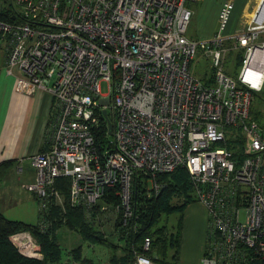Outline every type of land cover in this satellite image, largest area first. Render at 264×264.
Segmentation results:
<instances>
[{
    "label": "built area",
    "instance_id": "2783aa9c",
    "mask_svg": "<svg viewBox=\"0 0 264 264\" xmlns=\"http://www.w3.org/2000/svg\"><path fill=\"white\" fill-rule=\"evenodd\" d=\"M187 1L14 0L13 19L0 18L7 71L52 96L48 146L30 156L34 179L24 184L37 197V227L52 223L59 177L87 220L114 188L125 226L136 174L151 196L158 173L184 167L209 220L200 264L264 259V123L251 113L264 93V0L229 34L233 4L224 1L209 39L186 35ZM224 40L242 51L236 75L223 69ZM199 48L211 56L210 79L190 71ZM9 238L21 254L41 256L31 231ZM151 246L143 235L131 264H155Z\"/></svg>",
    "mask_w": 264,
    "mask_h": 264
},
{
    "label": "trees",
    "instance_id": "16d2710c",
    "mask_svg": "<svg viewBox=\"0 0 264 264\" xmlns=\"http://www.w3.org/2000/svg\"><path fill=\"white\" fill-rule=\"evenodd\" d=\"M12 13H14L13 4L7 3L6 6L0 10V18L12 20ZM101 133V132H100ZM156 179L160 181V191L151 196L145 194V186L148 183L146 175L141 173L136 174L133 179V193H134V216L128 219V223L122 226L120 212L117 219L114 221V227L117 225V237L122 244L116 239L107 237L102 229H99L92 223L97 213H102V204L107 205V209H113L118 203V196L114 188H107L104 196L93 208L91 214L92 220L88 221L84 211L79 206H72L68 199V183L69 179L66 177L57 178L55 185L62 193V199L59 203H49L46 213L48 218L54 223V227H47L42 230L37 227V223H26L22 220L12 219L6 217L0 211V264H47L46 260L51 258L59 259L60 248L57 247L56 229L59 227H67L70 230L76 231L80 237H88L93 241H106L113 245V249L120 248L119 256L111 255L113 264H131L132 249L139 247L142 236L149 234L152 239L151 249L148 254L155 259L159 264H179L178 249L180 243V228L181 216L184 206L196 198L192 193V182L188 171L184 167H178L169 172H161L157 174ZM174 194L180 201L174 199ZM102 211V212H101ZM181 212L178 226L175 232L167 233L164 231V226H155L160 215L166 219L171 213ZM105 213V212H103ZM94 214V215H93ZM135 222H137L135 224ZM132 224V225H131ZM136 228H134V225ZM113 227V229H114ZM28 228L31 229L38 240L41 242L44 250L41 259H34L22 255L14 245L9 241L8 234L18 230ZM96 228V229H94ZM115 230V229H114ZM111 233H114L111 232ZM52 235V237H50ZM51 238V239H50ZM57 242V243H56ZM120 244V245H119ZM168 247H174L175 252L172 254V259L168 257ZM76 258H79L85 264H90L89 260L83 258L81 251V243L73 247ZM45 255V256H44ZM92 264V263H91ZM249 264H264V259L255 258Z\"/></svg>",
    "mask_w": 264,
    "mask_h": 264
},
{
    "label": "crops",
    "instance_id": "0c3cea01",
    "mask_svg": "<svg viewBox=\"0 0 264 264\" xmlns=\"http://www.w3.org/2000/svg\"><path fill=\"white\" fill-rule=\"evenodd\" d=\"M224 1L226 0L187 1L185 4L191 9V15L186 35L188 30L189 34L187 36L192 39L211 38L219 29L218 13ZM229 1L232 2L233 7L224 29L225 34L231 33L239 21L247 17L255 8L256 3L259 2V0ZM5 3H9V1L1 0L0 10L7 5ZM5 57L4 47L0 44V169L5 167L1 170L2 173H5L10 167L16 166L19 172L18 176L25 177L26 181L22 183L24 187V184L32 182L34 179L35 171L31 165L30 156L32 153L44 150L48 146V123L52 110V96L46 89L36 87L26 79H20L9 73L5 64ZM31 192L34 196L33 191ZM188 203L183 209L185 214L188 210L186 209ZM200 204L205 208L202 203ZM0 211L3 210L0 209ZM103 212L97 213L95 218L97 216L101 222L107 218L108 212H110L113 218V224L111 225H114L118 213L112 208H106ZM185 214L182 212L181 217L184 218L185 227L189 228L191 233L188 243L192 242L189 250L191 259L187 264L196 259H199L200 264L201 256L205 250L209 220L203 215L198 218L193 212L187 216ZM95 218L92 223L94 226L100 227L95 223ZM89 220L91 221V219ZM183 246L184 243L182 245L180 235L179 247L182 249Z\"/></svg>",
    "mask_w": 264,
    "mask_h": 264
},
{
    "label": "rangeland",
    "instance_id": "374dc122",
    "mask_svg": "<svg viewBox=\"0 0 264 264\" xmlns=\"http://www.w3.org/2000/svg\"><path fill=\"white\" fill-rule=\"evenodd\" d=\"M6 1L15 3L14 0H6ZM188 34L189 33L187 30V35ZM222 47L223 48L227 47V50L223 57V69L224 71H226L227 73L231 75H236L240 68L239 57L242 51L238 47H232L231 42L229 40H224ZM211 63H212L211 56L208 53H206L205 50L199 48L196 51L193 58L191 59L190 71L192 74L201 78L202 80H205L207 78L210 79L211 74L213 72V67ZM100 87H101L102 92L107 91V84L105 81L101 82ZM251 113L258 120H260L261 123H264V93L262 94H259L257 92L255 93V96L253 98V103L251 106ZM3 168L1 167L0 169V209L3 210L2 212L8 218L19 219V220H23L25 222H30V223H36L38 220V209H37L38 202H37V197L35 193L33 192L34 193V196H33L30 190L22 186V183H24V181L26 180H25V177L18 176L19 172L16 166L10 167L5 173L1 172ZM27 174H28V171H27ZM192 193L194 194V197H195L193 185H192ZM174 199L176 201L181 200V198H178L176 194H174ZM53 203L56 204V203H59V201H56ZM188 204L189 205L186 208L188 209L186 214H185V210L183 211V214H185V216L193 212L195 213V215L198 216V218H201L202 215L208 218V215L206 212L207 210H205L206 208H203L201 206L198 199H195L194 201H191ZM180 214L181 212L175 211L171 213L166 219L163 218V215L162 216L160 215L159 219L157 220L158 222L156 223L155 226L165 225L164 231H166L167 233L175 232L177 227H179L178 222H179ZM95 219H96L95 223L98 226H100L98 228L102 229L107 237L109 238L111 237V239L113 240L116 239L117 241H119V239L116 238L118 233L115 232L117 230V225H115V228H114L115 230L113 229V225H111L113 224V218L110 212H108L107 218L103 219L101 222L97 216ZM136 223L137 222H135V224ZM49 227L53 228L54 223H51ZM22 230H29L36 237V241L38 242V249H39L38 251H40L42 254L39 257H36V256L34 257L31 256V257L34 259L36 258L41 259L44 253L41 242L38 240L37 236L31 229L23 228ZM113 231L114 233H111ZM15 232L16 230L8 234V239L10 242L11 240L9 236ZM56 232H57L56 241L58 242V243L56 242L57 247L61 249L60 250L61 252L59 255L60 257L59 259H56L54 257V258L46 260L47 264H85L79 258H76V253L73 250L74 249L73 247L77 246L79 243H81V251H82L83 258H86V259L88 258L87 260H89L90 264L91 263L92 264H113L114 262L111 261V255H115L117 257L119 256L120 248L118 249L116 248V250L113 249V245H111L109 242H106V241L96 242V241L88 239V237H85V236L80 237V234L77 233L76 231L70 230L69 228L63 227V226L57 228ZM180 235H181L182 245L184 243V246L182 249L179 247L178 262H180V264H187L191 259L189 250L191 248L192 242L188 243L191 238V233L189 232V228L185 227L184 218H182V230L180 228ZM50 237H52V235ZM119 243L122 244L123 241H121L120 239ZM167 250H168V257L172 259V254L175 252L174 247H168ZM27 257H30V256H27ZM154 262L155 264H159L155 259H154ZM190 264H199V259H196Z\"/></svg>",
    "mask_w": 264,
    "mask_h": 264
},
{
    "label": "water",
    "instance_id": "95a60500",
    "mask_svg": "<svg viewBox=\"0 0 264 264\" xmlns=\"http://www.w3.org/2000/svg\"><path fill=\"white\" fill-rule=\"evenodd\" d=\"M0 5H1V0H0ZM104 113H105V111H104Z\"/></svg>",
    "mask_w": 264,
    "mask_h": 264
}]
</instances>
